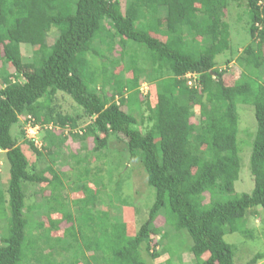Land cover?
Returning a JSON list of instances; mask_svg holds the SVG:
<instances>
[{"label":"trees","instance_id":"obj_1","mask_svg":"<svg viewBox=\"0 0 264 264\" xmlns=\"http://www.w3.org/2000/svg\"><path fill=\"white\" fill-rule=\"evenodd\" d=\"M231 2L245 9L250 40L234 58L238 78L226 85L232 56L224 68L216 66V57L231 52L224 19ZM51 27L58 35L48 44ZM23 44L33 48L27 61ZM259 44H264V0H125L123 9L121 0H0V58L14 68L13 80L0 88V152L9 164L5 184L0 182V264H160L143 259V249L151 261L168 253L162 264H175L182 249L192 254L187 264H236L235 243L224 236L238 233L253 240L256 229L247 226L248 214L264 223V52ZM115 45L129 78L96 63ZM138 51L145 61L138 60ZM6 75L1 67V79ZM143 82L155 86L154 104ZM58 92L81 113L57 111ZM238 103L251 105L256 120L250 193L234 187L242 165ZM195 107L198 122L192 123ZM27 115L40 124V147L26 137ZM19 122L21 131L14 134ZM68 138L81 143L82 154L60 155ZM111 140L121 147L110 150ZM125 156L139 161L153 189L146 217H138L130 234L120 208L105 205L107 196L131 205L120 192L131 175ZM90 158L97 165L85 173ZM58 159L69 168L57 169ZM29 186L40 193L27 204ZM68 190L82 196L70 199ZM31 210L43 214L47 225L34 220ZM161 214L166 230L154 224ZM63 222L62 235L52 236ZM150 234L169 244L152 250ZM261 258L257 252L245 264Z\"/></svg>","mask_w":264,"mask_h":264},{"label":"rangeland","instance_id":"obj_2","mask_svg":"<svg viewBox=\"0 0 264 264\" xmlns=\"http://www.w3.org/2000/svg\"><path fill=\"white\" fill-rule=\"evenodd\" d=\"M122 3V9L125 5V0H121ZM247 13L243 7L239 8L236 4V2H231L227 10L225 11V17L224 19L228 22L229 25V31H230V44H231V52L228 54L226 52L225 55H218L216 57L217 61V67L219 68H224L226 67L225 64L223 63L224 60L226 59L227 56L231 55L233 61H231L227 65L226 72L223 76V81L226 85H232L233 82L238 78L240 74V67L235 63L234 58L240 53V51L243 49V47L249 42V34L247 32V26L249 23V19L247 17ZM58 32L56 28L51 27L48 34H47V42L48 44L52 43L55 38L57 37ZM154 35V34H152ZM163 39V38H162ZM259 49H261L264 52V44H259ZM21 50V56L23 61H27L30 58H32V52L33 48L32 46L28 44H23L20 46ZM119 50L120 47L118 45H115L114 50L108 54L107 59L100 58L96 61L97 64H103V66L108 69V71H112L115 74H120L121 76L125 78L131 77V72L129 69H125L126 61L123 58L121 59L119 57ZM106 52V51H105ZM139 52V51H138ZM139 56V61L144 60L145 61V55L142 52L138 53ZM141 64V62L139 63ZM6 65V67H5ZM147 66V64H146ZM3 67L4 70L7 71L8 75H6L3 79L0 77V88L5 85V83H8L13 80L14 76H11L14 68L12 65L8 62L3 63L2 59L0 58V68ZM5 67V68H4ZM190 80H193V77L191 76L189 78ZM144 79H141L143 81ZM20 82L23 81V79L19 80ZM149 86V100L151 104H154L156 101V96L154 92V85H150V83H147ZM106 90L110 91V86L106 88ZM55 109L59 111L62 114H75V113H81V110L79 107L75 105V103L72 101V99L69 96L64 95L63 93L58 92L56 94V97L54 98L53 102ZM123 109L126 111L127 108L123 107ZM198 108L195 107V115H193L190 119L192 123H197V116L198 115ZM237 113H238V141H239V148H240V157H241V169L239 173V178L237 181H235L234 187H235V192L237 193H242V192H247L250 193L251 190L253 189L254 186V180L253 177L249 171V156H250V151H251V144L254 139V135L256 132V120L254 116V111L253 107L248 104H242L238 103L237 104ZM136 115V118L139 119V113L136 111L134 112ZM22 124L19 122L18 125H15L12 129V132L14 134L19 133L21 131ZM43 134V132H42ZM20 137V135H19ZM21 138V137H20ZM38 141L40 142L39 135L37 134ZM42 141V140H41ZM19 143L23 144L21 145L22 151L28 156L30 161H34L35 155L32 153V151L27 147V143L24 142L22 139H19ZM86 145L88 149H90L93 146V142L91 139H88L86 142ZM121 143L116 141V140H111V144L109 146L110 150H117L121 147ZM25 146L28 148H25ZM81 143L76 142L72 140L71 138H68L67 143L65 144L64 148L61 149V156H66L69 151L72 152H81L80 149ZM109 154V153H108ZM126 158L123 157V163L125 162L124 167L130 168L131 170V175L130 179L125 181L123 184L122 188L120 189V192L124 194V197L130 200L131 205L130 206H124L119 204L118 197L116 196H107L109 197L105 205L110 204L111 207L106 206V208H109L110 210L113 211V207L120 208V212L118 215L121 216L123 220H126L127 222L130 223L129 227L127 228V233H133V230H135V222L137 223L138 217H146L147 209L149 205L152 204L153 202V189L151 186L146 185V180L143 172L142 165L139 163L137 159H128V156H125ZM68 158V157H67ZM59 160V159H58ZM69 160V159H67ZM89 168L87 167L85 170V173H91L96 167L97 162L95 159L90 158L88 160ZM62 167L61 161L59 160L56 168L59 169ZM69 167L66 165H63L61 168L62 170L68 169ZM7 170V175H8V170H9V164L4 157V152H0V182L2 184H5V178H6V172ZM68 173H72V171L69 169L67 170ZM114 179V178H113ZM44 185V184H42ZM39 186V187H42ZM90 187H93L91 184H89ZM27 193L30 194V198L27 199V204L30 202H35L40 191H38L37 186H29ZM70 199L72 198H77L81 197L82 193L81 192H72V191H67ZM44 194H48L47 191L44 192ZM107 194H111L107 192ZM114 195H117L116 193ZM129 195V197H127ZM207 198V197H206ZM134 208H139L140 210L138 212H135ZM41 211V210H40ZM139 212H144L143 215L140 214ZM114 213V212H113ZM139 214V215H138ZM31 216H34V220L38 221H43L44 226L47 225V221L45 219V216L38 215V213L34 212L31 210L30 212ZM53 217H60L58 213L53 214ZM164 218L163 215H157V217L154 219V224L158 227H161V229L166 230L167 226L164 223ZM247 226H253L255 230L254 239L253 240H245L244 238L240 237L238 233H232V234H226L224 237L226 241H229L230 243L234 244V261L236 264H245L246 261L251 258V256L257 252H261L263 254V258L257 260L255 264H264V223L262 222V218L259 217L258 215H250L248 214V219H247ZM132 223V225H131ZM4 224L3 221L0 220V225ZM67 225V223L63 222L60 224L59 229L56 231H52L51 235L52 236H61L63 233L64 227ZM169 229V228H168ZM36 231V230H35ZM170 231V236H173V229H169ZM151 241H150V247L152 250L160 251L162 246L167 242L169 244L168 239L162 240L159 235H154L150 234ZM179 238H184L183 234L178 235ZM185 239V238H184ZM189 239V241H188ZM171 240V239H170ZM154 241V242H153ZM190 238H187V243L190 242ZM153 243V245H152ZM143 249V246H142ZM49 248H46L45 251H48ZM180 257L179 260L175 258L174 263L175 264H187L192 261V254H190L186 249H182L180 251ZM162 253L158 258L155 260L151 261L149 259V254L143 249L141 252V255L143 259L153 262V263H160L162 264L165 259L168 257V253L160 252ZM207 256V254L203 255Z\"/></svg>","mask_w":264,"mask_h":264},{"label":"built area","instance_id":"obj_3","mask_svg":"<svg viewBox=\"0 0 264 264\" xmlns=\"http://www.w3.org/2000/svg\"><path fill=\"white\" fill-rule=\"evenodd\" d=\"M142 89L144 91L147 90V86L145 84H143L142 85ZM26 117L28 118V120H26V122L24 121V123H25L24 129H25V132H26V137L28 139L32 140L35 145L40 147L41 146V142H39L38 138H37V134H38V132H39V130L41 128L40 124L34 123L33 118L30 117L29 115H27ZM23 120H24V117H23Z\"/></svg>","mask_w":264,"mask_h":264},{"label":"clouds","instance_id":"obj_4","mask_svg":"<svg viewBox=\"0 0 264 264\" xmlns=\"http://www.w3.org/2000/svg\"><path fill=\"white\" fill-rule=\"evenodd\" d=\"M143 84H145L147 86V83H145V82L141 83V85H143ZM150 237H151V235H150ZM152 245H153V243H152Z\"/></svg>","mask_w":264,"mask_h":264}]
</instances>
